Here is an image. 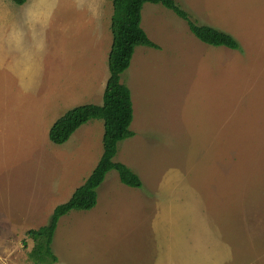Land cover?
<instances>
[{
  "label": "rangeland",
  "instance_id": "rangeland-1",
  "mask_svg": "<svg viewBox=\"0 0 264 264\" xmlns=\"http://www.w3.org/2000/svg\"><path fill=\"white\" fill-rule=\"evenodd\" d=\"M174 1L241 50L206 45L172 11L143 5L141 28L159 49L136 47L120 76L133 136L114 158L139 176V201L109 172L108 212L60 218L54 264H264V0ZM111 15V0H0V264H34L26 232L48 224L64 181L81 186L102 154L101 120L62 145L48 130L74 107L101 105ZM36 170L44 213L27 219L6 204Z\"/></svg>",
  "mask_w": 264,
  "mask_h": 264
},
{
  "label": "trees",
  "instance_id": "trees-1",
  "mask_svg": "<svg viewBox=\"0 0 264 264\" xmlns=\"http://www.w3.org/2000/svg\"><path fill=\"white\" fill-rule=\"evenodd\" d=\"M23 5L26 0H12ZM110 18L111 46L107 57L108 78L104 87L101 105H81L74 107L59 117L49 128L48 139L54 145L66 143L71 135L90 120L103 122L102 154L90 175L65 202L56 206L47 225L29 230L26 236L33 246L28 252L34 264H54L57 261L52 251V240L57 224L71 211H89L97 202V189L106 175L115 171L121 184L135 189L142 188L139 176L128 166L115 162L118 144L131 138L129 127L133 119L130 90L120 82L121 74L130 66L134 50L138 46L159 49L141 28V10L144 4L161 5L183 20L189 32L202 43L212 47H224L239 51V43L231 35L215 28L197 25L191 21L186 11L174 0H111Z\"/></svg>",
  "mask_w": 264,
  "mask_h": 264
},
{
  "label": "crops",
  "instance_id": "crops-1",
  "mask_svg": "<svg viewBox=\"0 0 264 264\" xmlns=\"http://www.w3.org/2000/svg\"><path fill=\"white\" fill-rule=\"evenodd\" d=\"M13 2V1H12ZM108 57V56H107ZM56 121V120H55ZM51 127V126H50ZM49 131V130H48ZM54 152V151H53ZM55 152H58L57 153V155H61V156H64V157H66V156H68L69 154V152H70V150H66V149H63V150H55ZM99 160V159H98ZM98 162V161H97ZM39 166H42V165H37L36 166V169L39 167ZM95 167V166H94ZM67 168V166H66V164H63L62 163V166H60V165H57V168L56 169H63V171H65L64 169H66ZM92 170H93V168L91 169V171H90V173L92 172ZM42 171L43 170H39V171H35V176H33V173L34 172H30V174H28L27 173V178H26V182H27V184H26V186L25 187H27V191H24V190H22V192H20V193H18L17 194V196H14V201H7L9 204H6V207L8 206V205H13V204H15L14 205V210H17V209H20L21 210V214L23 215V210H24V217L25 218H27V219H30V217H31V219H34V218H37V213H38V211L41 213V217H43V213H44V210H43V206H37V204L38 203H42V201H43V197H38V195L40 194V192L37 194V190H38V188H39V185H40V183L42 182V178L43 177H41L42 176ZM41 175V176H40ZM90 175V174H89ZM88 175V176H89ZM32 176V177H31ZM87 176V177H88ZM87 177H86V179H87ZM65 178V177H64ZM85 179V180H86ZM84 180V181H85ZM60 183H61V181H60ZM71 183H72V177L71 178H69L67 181H64V183H63V185H62V190H61V198H59V199H61V200H59L58 199V196H59V191L57 192V194H56V199H54V200H57V202L58 203H60V204H62V203H65L70 197H71V195L73 194V192L77 189V187L78 186H74V187H71L70 185H71ZM104 185V181H103V183L101 184V186L97 189V202H96V205H95V207L94 208H92L91 210H89L90 212H94L95 210H97V209H99L100 207H102V206H104L103 207V210L105 211V212H108V206H107V202H105V201H109V197H110V195H112L111 193H110V188H106L105 190H106V196L104 197V198H100L99 197V190H100V188L102 187ZM28 186H29V188H28ZM125 186V185H124ZM114 190H126V194L127 195H129V197H135V199H138V200H135V201H139V196L137 195V190L138 189H135V188H130V187H123L122 185H117V184H115L114 186ZM102 191V190H101ZM134 194L136 195V196H134ZM34 195H36V197L37 198H35V199H33L31 202H30V200H31V198L34 196ZM151 198H153V199H155V196H153V197H151ZM133 199V198H132ZM21 201V202H17V201ZM53 200V201H54ZM143 200H145V201H147V199H143ZM150 200V199H149ZM150 201H154V200H150ZM11 203H13V204H11ZM29 203V204H28ZM19 204V205H18ZM26 204H27V206H26ZM30 204H35V206H34V208H32V206L30 205ZM59 204V205H60ZM51 205V204H50ZM56 206H58V204L57 205H55L54 206V208L56 207ZM54 208H52L53 210H54ZM50 210H51V206H50ZM50 210H49V212H50ZM53 210H51V211H53ZM71 212H73V211H71ZM85 212V211H84ZM6 213H7V211H6ZM52 213V212H51ZM46 214H47V212H46ZM48 215V214H47ZM22 217V216H21ZM154 217H155V209L153 210V212H152V214L149 216V218H147V221H146V227H147V230H148V228H151V226H153V222H154ZM5 218H7V215H5ZM168 227H171V224H169L168 225ZM169 234H175V236H177L178 234H179V232H172V231H169ZM180 237V239H182V237L181 236H179ZM173 244V243H172ZM171 247H173V245L171 246ZM174 247H177V246H174ZM174 251V248H170V253H172ZM168 255H170V254H168ZM174 261V259H172V258H170L169 257V260H168V262H169V264H171L172 262Z\"/></svg>",
  "mask_w": 264,
  "mask_h": 264
}]
</instances>
